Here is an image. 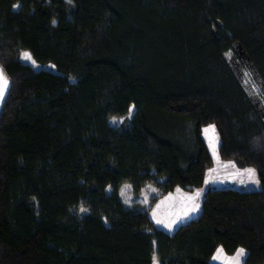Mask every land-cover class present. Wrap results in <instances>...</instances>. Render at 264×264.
<instances>
[{"label":"trees","instance_id":"obj_1","mask_svg":"<svg viewBox=\"0 0 264 264\" xmlns=\"http://www.w3.org/2000/svg\"><path fill=\"white\" fill-rule=\"evenodd\" d=\"M0 65V264H264V0H0ZM211 123L260 190L210 188L173 233L124 205L200 188Z\"/></svg>","mask_w":264,"mask_h":264},{"label":"rangeland","instance_id":"obj_2","mask_svg":"<svg viewBox=\"0 0 264 264\" xmlns=\"http://www.w3.org/2000/svg\"><path fill=\"white\" fill-rule=\"evenodd\" d=\"M23 53L28 52L24 51ZM23 53L21 58L25 63H29L36 68L43 67L41 64L35 62L32 58L31 60L23 59ZM45 67L55 70L51 64ZM0 69L3 70V74L10 86V80L1 65ZM3 102L0 103V109ZM133 112L134 107L131 108L129 115L125 117H113L110 119V123L116 127L121 126L123 123H126L127 119L131 118ZM202 136L209 148L214 164L211 169L208 170L204 184L200 188L196 189L195 194L199 192V196H196L195 194H193L191 197H189V195H180V192L183 194L190 193L181 187H176V191L169 192L168 194L159 197L157 196L159 194V190L157 191V189L152 185H147L142 189V193L136 197L133 194L131 185L124 184L120 189V198L124 205L126 207H134L136 202L139 203L138 208L149 210L150 217L154 221L156 227L164 229L168 233H173L181 224H184L199 216L206 190L210 188L230 187L242 191H256L262 188L261 182L258 178L257 170L255 168H238L233 161H226L220 157V135L215 124L211 123L203 126ZM254 145L257 148L264 150V134L255 140ZM246 169H253L255 171L254 179H249L248 173L245 171ZM254 181H258V183ZM85 212L86 209H81V213ZM217 249H222L223 252L222 254H219V259L214 260L213 257L218 255L216 250L211 259L213 264H235V262L230 258L234 257L237 252L230 255L227 254L221 246H219ZM244 250L245 255L240 258V264L243 263L247 255V250ZM156 262L158 263V261Z\"/></svg>","mask_w":264,"mask_h":264},{"label":"snow or ice","instance_id":"obj_3","mask_svg":"<svg viewBox=\"0 0 264 264\" xmlns=\"http://www.w3.org/2000/svg\"><path fill=\"white\" fill-rule=\"evenodd\" d=\"M69 2H71V0H69ZM14 7H19V5H14ZM53 23H55V21H53ZM23 59L31 60L30 54L29 53H23ZM33 63H34V61H33ZM8 87H9L8 81H7V79L5 78V76L3 74V70L0 69V103H2L3 100L5 99V94H6L7 90H8ZM129 111L131 112V109ZM245 171L248 173V176H249L250 180L254 179L255 171L253 169H246ZM254 182L258 183V181H254ZM195 195L199 196L200 193L197 192ZM222 252H223L222 249H217L218 255L214 256L213 259L214 260L219 259L220 258L219 254H222ZM244 255H245V250L244 249H238L236 255L234 257L230 258V259L233 260L235 262V264H240V258L242 256H244Z\"/></svg>","mask_w":264,"mask_h":264},{"label":"crops","instance_id":"obj_4","mask_svg":"<svg viewBox=\"0 0 264 264\" xmlns=\"http://www.w3.org/2000/svg\"><path fill=\"white\" fill-rule=\"evenodd\" d=\"M211 169V168H210ZM209 170V169H208ZM208 172V171H207ZM207 175V174H206ZM148 185H150V184H148ZM147 186V185H146ZM156 188V187H155ZM157 189V188H156ZM177 190V188H175L173 191H170V192H174V191H176ZM157 191H158V189H157ZM195 192H196V189L195 190H193V191H189V193L190 194H183L182 192H180V195H189V197H191L193 194H195ZM169 193V192H168ZM168 193H166V194H168ZM166 194H163V195H166ZM163 195H161L160 194V192H159V194L157 195V196H163ZM164 230V229H163ZM166 231V230H165ZM156 264H158V263H156Z\"/></svg>","mask_w":264,"mask_h":264}]
</instances>
